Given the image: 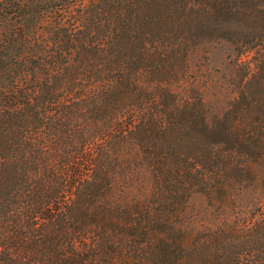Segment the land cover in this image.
<instances>
[{
  "label": "trees",
  "instance_id": "16d2710c",
  "mask_svg": "<svg viewBox=\"0 0 264 264\" xmlns=\"http://www.w3.org/2000/svg\"><path fill=\"white\" fill-rule=\"evenodd\" d=\"M0 264H264V0H0Z\"/></svg>",
  "mask_w": 264,
  "mask_h": 264
},
{
  "label": "rangeland",
  "instance_id": "374dc122",
  "mask_svg": "<svg viewBox=\"0 0 264 264\" xmlns=\"http://www.w3.org/2000/svg\"><path fill=\"white\" fill-rule=\"evenodd\" d=\"M236 58L237 53L233 46L231 47L228 43H220L199 50L191 60L189 82L193 79L201 89L210 87L213 92L216 91L208 99L218 112L227 99L223 87L226 84L230 87L232 85L228 74L232 72V62Z\"/></svg>",
  "mask_w": 264,
  "mask_h": 264
}]
</instances>
